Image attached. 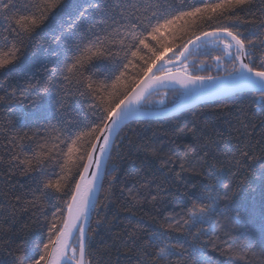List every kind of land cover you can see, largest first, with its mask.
Wrapping results in <instances>:
<instances>
[{"label":"snow or ice","instance_id":"6c2138e0","mask_svg":"<svg viewBox=\"0 0 264 264\" xmlns=\"http://www.w3.org/2000/svg\"><path fill=\"white\" fill-rule=\"evenodd\" d=\"M251 5L252 0H0V73L17 72L42 33L48 35L43 43L56 49L51 67L42 66L47 75L27 86L32 107L18 104L16 124L6 121L0 133L5 141L0 144V171L8 187L0 195L11 193L12 210L0 220V254L11 260L0 264H93L89 257L96 239L88 230L90 211L97 204L93 193L102 168L105 174L119 171L115 164L107 167L105 160H111L122 126L142 102L175 85L185 90L188 102L209 96L234 99L227 96L232 92L244 96L235 111V127L229 128L230 137L237 133V143L220 149L215 137L223 134L206 136L207 123L201 126L195 120L173 132L176 137L190 133L192 143L173 141L167 152L143 137L129 139L134 149L130 155L139 161L137 171L144 182L127 187L126 199L151 203L158 216L150 219L163 218L165 224L124 227V250L117 246V236L104 249L107 264H113V248L115 264L121 256L128 264H215L208 253L218 248L235 264L247 257L254 246L242 239L239 214L221 217L219 205L236 195L233 177L256 158L249 129L254 132L257 118L264 124V6L260 18L242 19L240 14ZM170 45L178 51L173 59L163 60ZM212 51L223 53L231 70L225 67L226 75L215 78L189 74V58ZM221 59L213 56L217 67ZM176 60L182 72L172 71ZM76 103L87 105L84 117L71 111ZM234 107L224 104L220 111L231 115ZM26 144L36 146L30 156L23 151ZM197 166L202 179L190 184L186 175ZM17 170L30 181L19 185V191L12 183ZM117 180L113 176L110 187ZM164 191L183 201L176 206L179 211L162 210ZM62 197L67 198L62 205L55 202ZM27 209L35 210L41 228L30 256L25 254L27 237L14 233L11 219L15 211ZM116 219V214L111 219L105 215L96 221L97 229L111 232L118 226ZM260 256L264 264V244Z\"/></svg>","mask_w":264,"mask_h":264},{"label":"trees","instance_id":"16d2710c","mask_svg":"<svg viewBox=\"0 0 264 264\" xmlns=\"http://www.w3.org/2000/svg\"><path fill=\"white\" fill-rule=\"evenodd\" d=\"M187 4H194L196 0H185ZM264 6V0H252V5L242 12V19L260 18V9ZM243 31V29H241ZM48 40L47 34H41L35 38L36 47L29 49L26 52V58L21 68L14 73H0V133L3 131V127L6 121L11 120L13 124H16L19 110L17 105H22L23 108H31L29 103L28 92L26 91L28 84H33L37 80L43 79L47 74L44 72L42 66L51 67V63L55 62L56 56L52 53L55 51V46L49 47L48 44L43 43ZM171 47V51L164 54L162 59H173V53L178 51L177 48ZM211 47V45L209 46ZM213 56H221L220 67H217V62L213 60ZM203 61V63H201ZM188 63V72L191 75L201 76H225L224 68L227 67L231 70V64L223 53L219 51H212L210 54H201L198 56L190 57ZM180 69V66L172 68V70ZM15 93L13 97L11 94ZM185 90L171 86L167 89L158 90L149 97L148 102H143L142 108L152 109L161 108L174 105L180 102L184 96ZM231 98H222L214 101L203 102L190 109L168 118L161 119H148V120H135L127 124L120 131V140H117L116 147L112 149V157L109 160L107 167H112L115 164L119 171L116 173L105 174L101 190L97 199L96 209L93 210L90 225L88 229L93 233L96 239L95 247L90 251L93 264H107V257L104 254V249L112 245L113 240L119 236L117 246L123 251V228L132 225H139L141 228L149 229L150 225L165 224L163 218L158 221H153L150 217L158 216L157 212L152 211V204L141 203L136 204L129 199H126V188L132 185L143 183L141 179L142 173L137 169L140 167L139 161L136 160L134 149L129 147L128 141L131 139L136 142L139 137H143L144 140L151 142L154 145H162L164 151L167 152L169 148L173 147V141L175 144L184 145L192 143V136L190 133H186L183 136H173V132L177 127H183L184 123L190 120H195L197 124L203 126L207 123L208 127L205 128V135L215 132L222 133V137H215L220 141L219 148H233L237 143L235 137L237 133L234 131L229 135V128L235 127V111L236 108L241 107L244 104L245 97L242 95L229 96ZM79 99V98H77ZM235 105L232 110V114L228 115L221 112L222 105ZM87 105L76 103L73 105L71 111L74 114H78L79 117L86 115ZM233 121L230 126L227 121ZM257 127L254 132L249 129L252 136L254 145V160L250 159L247 162V170L241 169L240 173L233 177L234 185L236 188V195L230 201H222L219 205L221 217H235L239 214L241 223V232L244 233L242 239L250 240L253 248H250L247 252L246 258H240L238 264H262V258L260 256V247L264 244V177L261 176V171L264 170V124L256 119ZM19 128V125H16ZM4 137L0 134V144L4 143ZM35 145H25L23 151L27 155H31V149L35 148ZM19 151V149H17ZM3 153L2 147H0V154ZM142 155V154H140ZM202 169L197 166L192 169L186 175L190 184H198L202 179L198 174ZM235 172V169H232ZM113 176L118 177V180L109 185V182L113 180ZM16 184L17 191H19V185H27L30 183L26 175L20 174V170H17V174L12 181ZM163 187L168 188L167 184ZM8 187L4 183L3 172L0 171V192H7ZM124 193V194H122ZM152 195H156L155 186H153ZM161 195L165 198L164 207L162 210L170 211L176 208V211L180 209L177 205H182L183 201L176 199L173 200L169 197L168 192L164 191ZM31 199V197H27ZM67 199L62 197L55 202L62 205V200ZM150 199V198H149ZM11 200V193L7 197L0 195V220H3L5 216L11 213L9 209L8 201ZM49 201L48 203H52ZM108 204L109 207L101 212L99 209ZM160 208V205L156 206ZM34 209L20 210L12 213V225L13 231L17 236H26L28 239V247L25 249L26 255L32 254V242L36 238V234L41 231L40 226L35 222L37 216L34 215ZM113 214H116V224L111 232H104L97 229L96 221L107 215L110 219ZM62 218L67 215L66 212L62 213ZM42 219V218H41ZM166 226V225H165ZM95 230V232H93ZM96 232L100 234L96 236ZM19 243V241H16ZM15 248V244H13ZM11 251V249L9 250ZM113 264H115L117 257L115 255V249H111ZM255 253V254H253ZM208 256L215 264H235V260H230L229 255L225 250L209 249ZM0 260L10 261L11 257L6 253L0 254ZM120 264H128L123 256L119 257Z\"/></svg>","mask_w":264,"mask_h":264},{"label":"water","instance_id":"95a60500","mask_svg":"<svg viewBox=\"0 0 264 264\" xmlns=\"http://www.w3.org/2000/svg\"><path fill=\"white\" fill-rule=\"evenodd\" d=\"M163 60H166V59H163ZM175 64H176V67L180 66V62L178 60L175 61ZM173 68H175V67H173ZM153 71H155V69H153ZM172 71L173 72H182L183 70L176 69V70H172ZM205 83L211 84L212 81H206ZM175 86L180 87L179 85H175ZM167 88H169V87H167ZM167 88H160L159 90H163V89H167ZM236 94L237 93L232 92V93H228L227 96L229 97V96H233ZM222 98H226V97L209 96V97L194 99L191 102H188L186 99H182L180 102H178L174 105L167 106V107H161V108H152V109L142 108V105H143V102H142L141 106L139 107L138 112H136L135 115L126 122V125L132 121H135V120L168 118V117H171L174 115H178V114H180V113H182V112H184V111L190 109L191 107L196 106L200 103L214 101V100H218V99H222ZM181 105H183V107H180ZM126 125L122 126V128L125 127ZM108 162H109V160L106 159L105 160L106 166L108 165ZM93 171H94V169H93ZM104 177H105V172H104V168H102L101 169V181L98 182L97 190L93 193V197H92L94 202H97L99 192L101 190L100 183L101 182L103 183ZM92 213H93V210L90 211L89 221L91 220Z\"/></svg>","mask_w":264,"mask_h":264},{"label":"rangeland","instance_id":"374dc122","mask_svg":"<svg viewBox=\"0 0 264 264\" xmlns=\"http://www.w3.org/2000/svg\"><path fill=\"white\" fill-rule=\"evenodd\" d=\"M182 99H186L185 95L183 96V98H182Z\"/></svg>","mask_w":264,"mask_h":264}]
</instances>
